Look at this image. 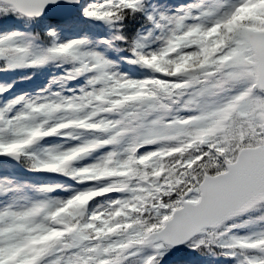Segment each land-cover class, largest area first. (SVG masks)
Instances as JSON below:
<instances>
[{"label":"snow or ice","instance_id":"1","mask_svg":"<svg viewBox=\"0 0 264 264\" xmlns=\"http://www.w3.org/2000/svg\"><path fill=\"white\" fill-rule=\"evenodd\" d=\"M0 264H264V0H0Z\"/></svg>","mask_w":264,"mask_h":264}]
</instances>
